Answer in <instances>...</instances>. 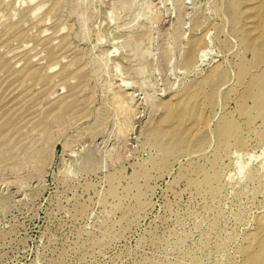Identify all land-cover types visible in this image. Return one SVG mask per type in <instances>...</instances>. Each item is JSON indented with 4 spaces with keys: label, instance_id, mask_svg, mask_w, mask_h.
Segmentation results:
<instances>
[{
    "label": "rangeland",
    "instance_id": "1",
    "mask_svg": "<svg viewBox=\"0 0 264 264\" xmlns=\"http://www.w3.org/2000/svg\"><path fill=\"white\" fill-rule=\"evenodd\" d=\"M263 30L264 0H0V264H264Z\"/></svg>",
    "mask_w": 264,
    "mask_h": 264
},
{
    "label": "bare ground",
    "instance_id": "2",
    "mask_svg": "<svg viewBox=\"0 0 264 264\" xmlns=\"http://www.w3.org/2000/svg\"><path fill=\"white\" fill-rule=\"evenodd\" d=\"M263 22V21H262ZM264 31V30H263ZM171 111V110H170ZM190 142V141H189Z\"/></svg>",
    "mask_w": 264,
    "mask_h": 264
}]
</instances>
